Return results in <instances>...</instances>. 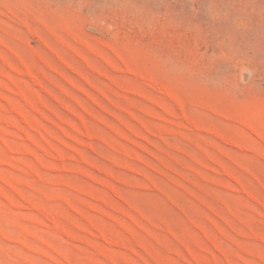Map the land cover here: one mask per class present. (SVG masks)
I'll return each instance as SVG.
<instances>
[{
    "label": "rangeland",
    "instance_id": "obj_1",
    "mask_svg": "<svg viewBox=\"0 0 264 264\" xmlns=\"http://www.w3.org/2000/svg\"><path fill=\"white\" fill-rule=\"evenodd\" d=\"M0 264H264V0H0Z\"/></svg>",
    "mask_w": 264,
    "mask_h": 264
},
{
    "label": "bare ground",
    "instance_id": "obj_2",
    "mask_svg": "<svg viewBox=\"0 0 264 264\" xmlns=\"http://www.w3.org/2000/svg\"><path fill=\"white\" fill-rule=\"evenodd\" d=\"M213 4V3H212ZM215 9V8H214ZM221 18V17H220ZM224 23V22H223ZM224 28H226V27H224ZM229 31V30H228ZM233 34V33H232Z\"/></svg>",
    "mask_w": 264,
    "mask_h": 264
}]
</instances>
